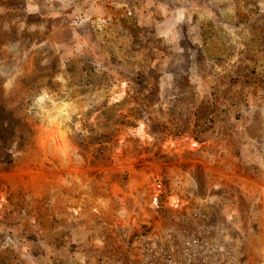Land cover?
Wrapping results in <instances>:
<instances>
[{
	"label": "rangeland",
	"instance_id": "374dc122",
	"mask_svg": "<svg viewBox=\"0 0 264 264\" xmlns=\"http://www.w3.org/2000/svg\"><path fill=\"white\" fill-rule=\"evenodd\" d=\"M195 211L264 264V0H0V264H137Z\"/></svg>",
	"mask_w": 264,
	"mask_h": 264
},
{
	"label": "built area",
	"instance_id": "2783aa9c",
	"mask_svg": "<svg viewBox=\"0 0 264 264\" xmlns=\"http://www.w3.org/2000/svg\"><path fill=\"white\" fill-rule=\"evenodd\" d=\"M196 227L167 228L159 237L137 243V264H239L236 238L225 229L201 228L204 215L191 214Z\"/></svg>",
	"mask_w": 264,
	"mask_h": 264
}]
</instances>
